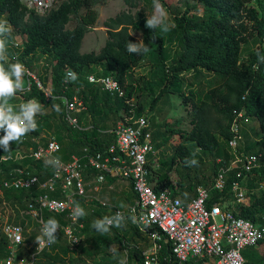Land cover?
Here are the masks:
<instances>
[{"label": "trees", "instance_id": "16d2710c", "mask_svg": "<svg viewBox=\"0 0 264 264\" xmlns=\"http://www.w3.org/2000/svg\"><path fill=\"white\" fill-rule=\"evenodd\" d=\"M138 1H142L147 11L152 13V0H125V3L133 9ZM168 1L174 0H160L167 10H171L172 5ZM105 3V0H58L50 12L40 16L35 12H28L20 0H0V16L5 15L6 21L13 29L6 39V47L13 35L18 34L26 39L21 59L22 62L30 59L26 63L30 69L32 59L37 58L39 54L49 58L46 68L52 76V98L47 99L35 79L25 74L31 84V92L27 98L37 99L43 110H54L53 105H59L60 116L64 118L62 99L78 95L87 107V112L80 116L95 117L116 112L123 118L125 115H131L130 111H134L137 117L144 115V106L136 101L140 100L144 93L152 96L158 91L151 99L150 111L157 108L165 95H179L182 103L190 107L191 128L166 129L172 137L177 136L178 141L171 163L173 166L182 165L189 175L192 171L198 172L201 159L196 153L197 149L211 154L218 153L213 171L216 179L222 168L231 167L234 159L229 142L233 138L232 126L240 114L242 116L239 121L254 119L264 132V63L260 62L257 56V53L264 56V2L256 0L257 7H254L253 0H177L184 11L175 16L172 23L174 27L167 33L147 28L145 24L149 14L145 12H121L105 22L108 40L100 52L82 54L83 41L99 18L96 7ZM72 24L74 27L70 29ZM133 34L140 35V39ZM141 39L150 51L146 54L129 53L126 43H138ZM251 42H254L258 49L244 60V47L249 46ZM147 63L151 67L148 80L130 81L129 75ZM5 67L7 68V65ZM97 68L105 69V73L117 80L126 90L127 97L121 99L103 92L100 86L88 81L89 76L86 82L91 90L81 89L79 81L84 78L86 71ZM68 69L77 74L78 79L75 82L65 83ZM127 99H134L133 104H127ZM66 124L67 122L63 121L67 131L74 130ZM77 132L82 138L65 140L69 144L67 148L62 145L65 143L64 137L60 134L58 139L56 137L62 146L60 156L65 161H69L73 155L82 154L85 148L93 154H105L114 142L112 135L113 142L108 144L100 139V134L97 135L96 131L91 129ZM33 134H41L40 127ZM160 145L156 144V147ZM242 147L243 144L239 149L241 152ZM248 154L261 155L259 152ZM186 158H194L198 164L188 166L185 163ZM25 164L31 165L30 171L40 175L42 181L45 179L48 171L42 162H23V165ZM0 165L2 168L13 167L14 170L20 163L9 160ZM238 173V170L227 173L223 192L214 188L208 190L209 209L215 204L231 203L232 184L242 180L244 176L239 177ZM247 179L249 205L236 204L234 208L240 217L254 223H263L264 188L261 186L264 184V166L254 169ZM150 182L155 183L156 190L173 189L168 171L153 169ZM180 186V191L176 192L178 196L194 190V183L188 187L183 184ZM9 194L25 207V192L6 191V198L11 201L13 199L8 197ZM102 212L106 210L99 208L96 211L97 214ZM52 218L58 223L62 222L61 218ZM81 220L85 223L87 219L81 217ZM86 227L89 228L90 225L87 224ZM118 232L109 239L110 244L116 248L114 252L112 250V254H107L122 258L124 251L128 250L130 264H143L140 251L134 248L138 245L137 232L131 229H119ZM34 239L35 235L32 236V240ZM258 247L264 248V242L244 252L246 264H256L261 258L252 252ZM6 251L7 241L0 235V260L7 256ZM32 251H35V248ZM171 253L170 244L163 241L161 257L172 264L174 258ZM73 255L74 252L65 245L63 233L57 232L56 242L49 251L38 256L37 264H86L82 260H75ZM205 263L206 261H198L193 264Z\"/></svg>", "mask_w": 264, "mask_h": 264}, {"label": "built area", "instance_id": "2783aa9c", "mask_svg": "<svg viewBox=\"0 0 264 264\" xmlns=\"http://www.w3.org/2000/svg\"><path fill=\"white\" fill-rule=\"evenodd\" d=\"M20 1L28 12L40 16L46 15L58 3V0ZM1 18L6 20L5 15ZM27 74L34 79L30 72ZM88 81L100 86L103 92L111 96L121 99L127 97L126 90L111 76L97 78L90 75ZM37 83L46 98H52V87ZM30 92L31 84L19 92L22 104L32 100L27 98ZM22 95L25 97L22 98ZM133 102L134 99L126 100L129 105ZM62 106L67 124L74 130H80L79 116L87 110L84 100L78 95L64 97ZM130 112L131 115H125L112 129L114 142L105 154H93L85 148L82 154L73 155L69 161H65L60 156L62 146L56 137L42 133L39 138L33 139L35 146L29 155L19 154L16 158L2 160H13L20 165L8 179L2 181L0 187L3 194L0 198V235L7 241V256L0 260V264H37L38 256L49 251L54 244L45 242L40 245L36 241V237L41 235L42 221L52 217L62 219L57 232L63 233L66 247L77 252L81 245L80 234L86 225L81 222V217L73 220L74 208L77 203L82 206L88 200V187L92 186L87 183L88 180H95V191L101 192L110 179L127 184L135 195L134 203L121 208L110 202L95 201L106 210L109 217L117 212L124 214L125 221L121 229L137 232L138 245L134 248L140 251L143 264H171L161 257L163 241L170 244L174 258L172 264H193L198 261H206L205 264H246L244 252L264 242V222L254 223L244 219L234 208L236 204L249 205L246 180L249 173L262 166L261 155L239 151L243 144L239 121L242 114L232 126L233 138L229 142L234 159L230 168L220 170L214 189L223 192L225 176L231 170H238L239 177L244 176L232 184L231 203L215 204L209 209V191L203 186L197 188L195 198L189 201L176 195L174 189H155V183L150 182L153 169L158 167L156 165L159 162L154 132L148 116L137 117L134 111ZM36 125L31 133L38 131L37 121ZM53 158L59 159V167L46 164L47 160ZM28 161L44 164L48 172L43 181L40 175L30 171L31 165H23V162ZM10 190L25 192V207L18 200L6 198L5 192ZM131 215L137 217V223L129 219ZM141 217H146V222H142ZM17 236H20L19 242ZM33 248L35 251H32ZM122 260L130 264L128 250L124 251Z\"/></svg>", "mask_w": 264, "mask_h": 264}, {"label": "rangeland", "instance_id": "374dc122", "mask_svg": "<svg viewBox=\"0 0 264 264\" xmlns=\"http://www.w3.org/2000/svg\"><path fill=\"white\" fill-rule=\"evenodd\" d=\"M264 2V0H261ZM104 5H100L96 7V11L98 12L99 18L96 24L94 25L92 31L87 34L85 37L81 53H91V52H100V50L105 46L108 40V29L105 27V22L109 18H114L121 12H129L131 11L133 14L137 12H145L151 15L144 3L142 1L137 2L136 8L131 9L125 3V0H105ZM170 5H172L171 10H167L168 12V21L170 24L173 23L175 16L182 13L184 8L177 3V0L168 1ZM254 7H257L256 0H253ZM5 20V18H1L0 21ZM74 24L70 25L69 28L72 29ZM12 30V29H11ZM12 32V31H11ZM137 39H140V35L133 34ZM25 37L21 35L14 34L13 39L10 41L7 48V56L10 62L19 61L22 63L27 69V73L30 72L34 79L41 83L49 86L52 82V76L49 71H47V66L49 64V58L39 54L37 58L32 59L31 65L32 69L26 65L30 59L22 62L21 52L23 50V45L25 42ZM258 47L254 42H251L249 46L244 47L243 50V59L257 51ZM27 66V67H26ZM151 67L150 64H145L137 68L129 75V80L137 82V80H148L150 75ZM26 73V74H27ZM98 77L109 76V74L105 73V69L97 68L96 70H88L84 78L79 81L80 88L85 90H91V88L87 85L86 78L87 76L94 75ZM24 82V90L30 84L29 80L25 75L23 76ZM23 90V91H24ZM23 91H18L14 96L8 99V103L14 107L15 111H19V106L22 104V100L19 97L20 93ZM158 94V91L154 92L152 96L144 93L140 100L136 99V101L141 102L144 106L145 111L144 115L148 116L153 132L154 139L156 144H161L155 148L157 159L159 162L156 165V169H161L163 172L168 171V177L172 182V187L176 192H179L181 189V184L185 187H188L189 184L194 183V190L183 192L180 194V197L184 199V201H189L195 198L197 188L199 186L205 187L207 190H211L215 185V176H214V166L215 162H217L218 153H207L197 149L196 153L201 159V162L198 166V172L192 171L189 175L186 170L182 167V165H172L173 151L177 144V136H171L170 131L166 129H177L187 130L191 128V116L189 114L190 107L185 106L182 103V98L179 95L168 94L165 95L162 101L159 103L157 108L154 111H150V102ZM24 98L25 96H21ZM63 110V108H62ZM61 111V108H60ZM60 111H56L55 109H41V113H38L35 117V121L40 123V132L49 133L53 136L64 137L65 140H71L72 138H82L80 134L77 132L78 130H70L67 131L63 126V121L65 119L60 116ZM64 112V110H63ZM87 112V110L85 111ZM80 119H82L80 121ZM122 119L120 113L112 112L111 114H107L104 116H79L80 121V130H88L96 131L97 135L100 134V139L105 141L106 143H112L111 131L113 127L120 122ZM66 122V121H65ZM67 125V124H66ZM241 131L243 133V152H259L261 154L260 164L264 166V151H263V143H264V132H262L259 128L258 123L254 119H245L241 121ZM68 126V125H67ZM0 130V137L4 135V133ZM41 134H33L30 131L24 135H22L18 140L10 142V150L7 152L4 151L3 147H0V164L4 158L12 156L16 158L20 155H29L31 152V148L35 146L34 138H39ZM78 135V136H77ZM166 140V144L164 141ZM64 147H68V142L65 141L62 144ZM76 149V148H75ZM69 150V149H67ZM71 150V149H70ZM77 150V149H76ZM69 153V151H68ZM70 154V153H69ZM78 156V155H77ZM1 167V165H0ZM13 171V167H5L0 168V182L9 177ZM9 175V176H8ZM7 176V177H6ZM8 179V178H7ZM87 183L91 184V187H88V200L82 204V208L86 215L83 216L85 218L87 224L90 225L89 228L86 227L83 233L80 234L81 245L77 252H74L72 256L77 261H84L86 264H120L122 258H118L116 256H110L107 252H112L115 249V246H112L109 242V239L118 234V230L121 228H110V231L104 234L96 231L92 227V222L96 219H102L105 216H108L107 212H102L97 214L96 211L100 208L97 204L96 200H102L105 202L114 203L118 207L124 208L129 204H133L135 198H133V192L128 188L124 189L123 184L119 181H111L105 184L101 190V192L95 191V186L97 185L95 180H88ZM249 183V179L246 180V184ZM264 187V184H262ZM112 188V189H111ZM3 197V194L0 192V198ZM8 197L13 199V195L9 194ZM117 203H121L118 205ZM10 213L12 214L11 210ZM264 214V213H263ZM35 228V226H34ZM253 253H257L258 258L256 264H264V248L258 247L257 249L252 251ZM112 254V253H111Z\"/></svg>", "mask_w": 264, "mask_h": 264}, {"label": "clouds", "instance_id": "9594fccd", "mask_svg": "<svg viewBox=\"0 0 264 264\" xmlns=\"http://www.w3.org/2000/svg\"><path fill=\"white\" fill-rule=\"evenodd\" d=\"M152 13L147 15L145 26L149 29H159L163 33H167L174 27L168 21V12L160 0H152ZM11 33V26L6 20L0 21V130L4 135L0 137V147L4 151L10 150V142L18 140L22 135L36 129L35 117L41 113L42 106L36 100H29L19 106V111H15L14 107L8 103V99L14 96L18 91L24 90L23 76L27 73L24 65L19 61L10 62L7 56L6 39ZM126 49L129 53L141 54L148 53L149 47L141 39L138 43L127 42ZM260 62L264 63V56L257 53ZM7 65V68L5 67ZM78 79L77 74L68 69L65 75V83L75 82ZM53 108L60 111V106L54 104ZM195 154H193L194 156ZM185 163L188 166L198 164L196 159H187ZM46 164L59 167L60 161L57 158L49 159ZM86 215L84 209L77 203L73 211V220ZM135 224L137 217L131 215L129 217ZM146 217H141L142 222H146ZM125 216L121 212H117L114 216H105L102 219H96L92 222V227L101 234L110 231L111 227L121 228L124 226ZM41 235L36 237L38 244L43 245L53 244L56 242V233L59 228V223L54 218H49L47 221H42ZM19 232V229H16ZM45 238L46 241H45ZM17 242L20 241V236L16 237ZM11 264V262H9ZM120 264H125L121 260Z\"/></svg>", "mask_w": 264, "mask_h": 264}, {"label": "crops", "instance_id": "0c3cea01", "mask_svg": "<svg viewBox=\"0 0 264 264\" xmlns=\"http://www.w3.org/2000/svg\"><path fill=\"white\" fill-rule=\"evenodd\" d=\"M50 86H51V84H49ZM123 184V187H124V189L125 190H127L129 187L127 186V184H124V183H122ZM179 197H180V195H179ZM184 200V199H183ZM114 204V203H113ZM130 205V204H129ZM128 205V206H129ZM128 206H126V207H128ZM126 207H124V208H126ZM138 244V243H137Z\"/></svg>", "mask_w": 264, "mask_h": 264}]
</instances>
